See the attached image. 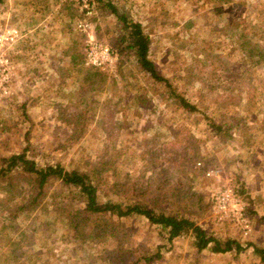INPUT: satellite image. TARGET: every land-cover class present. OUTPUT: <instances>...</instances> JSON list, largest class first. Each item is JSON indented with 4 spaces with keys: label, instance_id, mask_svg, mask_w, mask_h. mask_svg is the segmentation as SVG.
Returning a JSON list of instances; mask_svg holds the SVG:
<instances>
[{
    "label": "rangeland",
    "instance_id": "obj_1",
    "mask_svg": "<svg viewBox=\"0 0 264 264\" xmlns=\"http://www.w3.org/2000/svg\"><path fill=\"white\" fill-rule=\"evenodd\" d=\"M93 1L91 34L116 53L109 66L85 65L83 55L65 76L55 67L57 77L31 63L37 43L19 41L27 26L15 41L0 40V82L7 74L0 159L25 150L37 166L97 167L102 200L142 199L240 248L198 250L191 232L168 242L140 214H89L53 176L35 201V174L17 165L0 175V264H260L253 245L264 247V0ZM33 3L46 4L34 25L54 24L51 38H61L66 23L84 50L78 0ZM111 5L142 23L149 57L169 85L142 69L132 51L119 52L122 23ZM8 20L0 9L1 27L16 26ZM22 58L25 68L16 65ZM178 95L196 108L181 106ZM217 120L231 128L216 131ZM230 181L246 203V235L213 208L212 197Z\"/></svg>",
    "mask_w": 264,
    "mask_h": 264
},
{
    "label": "trees",
    "instance_id": "obj_2",
    "mask_svg": "<svg viewBox=\"0 0 264 264\" xmlns=\"http://www.w3.org/2000/svg\"><path fill=\"white\" fill-rule=\"evenodd\" d=\"M111 8L117 15L118 23H122V30L121 32L119 31L117 37L119 52L132 51L142 69L146 70L153 78L163 80L165 84L169 85V81L158 72L154 61L149 57L151 39L149 34L143 30L142 23L128 18L125 13L118 14L117 9L113 5H111ZM178 100L183 107L191 110L196 108L194 104L181 95H178ZM212 126L216 131L221 132L227 131L229 127L231 128L228 120H217L212 123ZM17 165L22 170L35 174L34 184H37V192L33 200L41 193L43 185L49 180V177L53 176L59 178L63 185L69 189L67 195L71 201L77 198L81 199L83 204L82 211L89 214L106 211L115 213L118 216L140 214L151 223L164 229L163 237L168 242H171L176 236L191 232L194 238L193 243L198 250L209 246L216 252L230 250L234 247L233 245H237L240 248L236 240L228 238L222 241L207 233L193 219L148 207L142 199L128 202L116 201L111 198L102 200L100 197L101 181L99 177L101 171H98L97 167L89 171H82L77 168L67 169L60 164L37 166L33 159L26 156L25 150H22L0 159V175L9 173ZM35 201L31 204L34 205ZM253 250L258 256L260 264H264V247L253 245ZM155 256H159V253L157 252Z\"/></svg>",
    "mask_w": 264,
    "mask_h": 264
},
{
    "label": "crops",
    "instance_id": "obj_3",
    "mask_svg": "<svg viewBox=\"0 0 264 264\" xmlns=\"http://www.w3.org/2000/svg\"><path fill=\"white\" fill-rule=\"evenodd\" d=\"M0 1H2L0 2V9L7 20L8 17H10L12 20V24H16V26L20 28L23 26H27V30H25L24 32L21 30L22 36L19 41L23 42L22 45L27 44L26 41H29L32 44L37 43L35 45L36 48L33 49V56L35 57V59L34 61H31V63H33L35 66L40 63V65L52 68L51 70L53 76L58 77V75H56L58 71H61L60 76H65V71H62L65 70V67L70 70L72 67H74V65H78L80 62H82L84 55V50L82 47L83 42H81V39L79 37H74L73 41L69 39V27L68 25H66V23L65 28L63 27V24H61V27H59V30L62 32L61 38H51L54 35V30H52V27L55 26L54 24L47 27L49 28V30L40 27L42 22L39 20L37 24L34 25L33 21L37 20V11H44L42 7H45L46 4L44 5L41 3H33L34 0H31V5L28 3L26 5H23L24 3L28 2V0ZM58 11L59 13H62L61 9H59ZM42 25L47 26L46 24ZM18 51L26 52L23 48H19ZM41 53L44 55L41 56ZM9 56L11 58L10 52ZM23 60L24 58H22L21 61L17 62L16 65H20V68H22L23 66L25 68L26 63ZM55 67L62 68H58V71L56 72L54 69ZM25 73L27 72L24 71L21 73V75H24ZM23 79H25V76H22L20 78V80Z\"/></svg>",
    "mask_w": 264,
    "mask_h": 264
},
{
    "label": "built area",
    "instance_id": "obj_4",
    "mask_svg": "<svg viewBox=\"0 0 264 264\" xmlns=\"http://www.w3.org/2000/svg\"><path fill=\"white\" fill-rule=\"evenodd\" d=\"M80 17L75 22V28L84 33V64L92 67H106L113 63L116 57L115 51L111 46L91 34L92 21L88 19V15L92 12L93 0H78ZM0 25V40L2 43L15 41L20 35L21 30L16 26ZM7 80V74L3 76L0 84ZM3 93L7 92L5 85L0 86ZM2 94V93H1ZM211 171L208 173L210 174ZM213 208L219 215L229 221H232L235 226L244 234L251 231V221L246 214V203L242 197L236 193L235 184L227 182L217 193L212 197Z\"/></svg>",
    "mask_w": 264,
    "mask_h": 264
}]
</instances>
